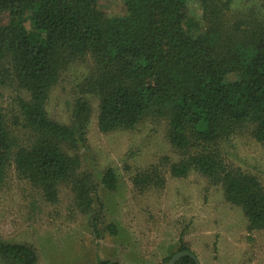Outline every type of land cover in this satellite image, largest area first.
Wrapping results in <instances>:
<instances>
[{"label":"trees","instance_id":"trees-1","mask_svg":"<svg viewBox=\"0 0 264 264\" xmlns=\"http://www.w3.org/2000/svg\"><path fill=\"white\" fill-rule=\"evenodd\" d=\"M122 1L125 13L106 18L96 0H0V16H8L0 23V70L9 69L27 94L18 105L21 127L31 137L23 142L19 118L7 119L0 105V188L13 164L46 201L56 203L59 187L68 185L88 212L79 157L68 151L87 121L86 100H78L69 125L50 119L45 104L61 72L90 56L96 78L87 79L99 95V130H130L149 117L164 120L178 156L163 160L170 176H206L221 186L226 202L242 210L248 230H264V187L235 166L224 148L245 131L264 146V18L252 10L234 11L233 0ZM190 1L200 5L206 24L196 35L185 25ZM259 2L264 8V0ZM153 173L163 186L157 168ZM102 183L116 189L112 169ZM106 229L117 232L114 224ZM179 243L177 252L191 251L181 238ZM37 260L32 246L0 241V264ZM175 264L195 262L185 255Z\"/></svg>","mask_w":264,"mask_h":264},{"label":"rangeland","instance_id":"rangeland-1","mask_svg":"<svg viewBox=\"0 0 264 264\" xmlns=\"http://www.w3.org/2000/svg\"><path fill=\"white\" fill-rule=\"evenodd\" d=\"M96 4L106 18L125 13L122 0H96ZM232 8L252 10L264 18L259 0H233ZM185 13L189 34L206 27L197 2L190 1ZM7 17L2 14L0 23ZM9 76V69L0 70V105L7 119L19 118V134L23 142H29L18 105V99H27V94ZM89 76L94 82L90 56L71 63L45 104L50 119L69 125L78 100H86L87 121L68 151L79 157L77 173L91 200L88 212L80 209L76 192L68 185L59 187L56 203L46 201L39 189L17 175L12 164L0 188V241L32 246L37 264H161L177 252L179 238L199 264H264V230H248L242 210L225 201L220 185L194 171L185 178L172 177L162 165L164 158L178 159L164 120L149 117L130 130H99V95ZM224 148L235 166L254 174L264 187L263 145L245 131ZM108 168L116 175L115 190L102 183ZM155 168L164 179L161 187ZM108 224H114L117 232H108Z\"/></svg>","mask_w":264,"mask_h":264},{"label":"water","instance_id":"water-1","mask_svg":"<svg viewBox=\"0 0 264 264\" xmlns=\"http://www.w3.org/2000/svg\"><path fill=\"white\" fill-rule=\"evenodd\" d=\"M185 255L191 257L194 260L195 264H199V261L196 255L192 251H188V250H182V251H178L174 253L168 261L163 262L161 264H175L182 256H185Z\"/></svg>","mask_w":264,"mask_h":264}]
</instances>
